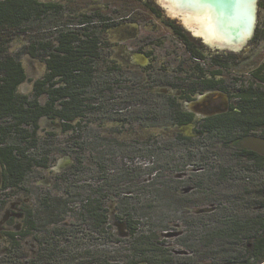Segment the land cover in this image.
<instances>
[{"label":"rangeland","instance_id":"1","mask_svg":"<svg viewBox=\"0 0 264 264\" xmlns=\"http://www.w3.org/2000/svg\"><path fill=\"white\" fill-rule=\"evenodd\" d=\"M143 1L160 11L158 0ZM162 14L187 33L175 17H168L164 11ZM147 22L149 24L124 23L104 35L103 39L110 46L102 51L105 65L97 73L96 92L91 94L99 110L88 113L79 132L63 133L58 122L41 120L38 149L30 150L29 155L39 158L48 148L51 166L47 169L35 166L23 189L15 193L0 190V264H128L131 260L147 264L144 257L147 260L160 255L140 252L136 255V250L140 249L122 221L128 218L124 212L130 216L132 211L133 221L140 222L139 229L150 234L154 244L151 248H162L170 253L163 255L166 259L177 264H223V257L217 252L218 243L215 247H207L213 258L204 261L194 253L204 248L195 240L201 234L202 225L208 224L211 228L215 224L214 219L223 210V204L231 208L227 187L235 186V178V183L240 184L247 177L240 167V163L246 164V161L234 158L219 144L214 146L210 139L203 146H198L199 142L189 146L170 143L179 131L166 128L169 119L164 114L158 121L147 123L146 114H143L149 108L147 105L163 107L161 97L168 93L163 87L167 75L162 67L167 61L174 64L181 50L176 38L159 20ZM65 24H73V20L66 17L61 21V25ZM51 25L47 21L41 29L34 26L32 34L39 31L47 37L53 31ZM188 36L193 37L191 33ZM195 41L207 54L218 52L200 39ZM250 42L239 52H219L244 58L236 69L240 76H247L256 62L264 59V45H261L251 59L245 60L253 51ZM28 46L26 39H17L10 53L20 57L31 80L20 87L19 93L32 96L34 81L45 75L46 66L27 53ZM149 52L153 62L146 56ZM112 65L119 69L108 68ZM150 66L152 72L148 69ZM45 102L44 97L41 103ZM225 102L224 96L208 93L194 102L191 112L197 110V115L208 116ZM185 107L188 108L186 104ZM122 120L129 123L120 122ZM185 129L183 134L192 136V127ZM147 142L152 152L143 146ZM203 147L207 149H201ZM180 162L189 166L183 167ZM226 166L234 169V182L218 187L212 185L216 183V175ZM251 176L255 178V174ZM1 181L0 168V189ZM88 197L100 200L108 210V223L100 232L94 229L83 211L82 202ZM46 199L54 202L48 212L67 206V203H71L73 207L70 208L74 210L55 219L41 211ZM29 210L35 211L41 220L47 218L48 223L39 220L30 236L17 241L19 245L16 246L20 248L16 249L10 235L25 231Z\"/></svg>","mask_w":264,"mask_h":264},{"label":"trees","instance_id":"2","mask_svg":"<svg viewBox=\"0 0 264 264\" xmlns=\"http://www.w3.org/2000/svg\"><path fill=\"white\" fill-rule=\"evenodd\" d=\"M66 17L73 20V24L61 25ZM155 19L173 34L181 50L174 64L167 61L162 67L167 75L163 87L168 93L161 97V108L159 104L152 108L153 104L147 103L149 108L143 113L147 123L158 121L164 114L169 119L167 129L175 128L178 132L195 124L194 136L179 132L170 139V143L189 146L199 142L201 145L198 146H203L210 139L211 143L214 141V146L219 144L234 158L246 161V164L239 162L247 173L240 184L235 183L237 179L233 177V168L226 166L220 170L219 176L216 175V183L212 185L217 187L233 183L232 178H235V186L230 184L227 187L231 208L223 204V210L214 219L215 224L211 228L208 224L201 226V234L195 241L204 248L194 253L208 261L213 257L207 247H215L218 243L217 252L223 257V264H264V156L231 145L248 136L264 137V59H259L247 76H240L236 69L242 65L243 57L233 53L207 54L195 38L188 36V32L175 22L166 20L161 8L159 11L143 0H0V190L2 193H15L23 189L28 174L35 166L42 169L51 166V150L48 148L45 154L41 152L39 158L29 155L30 150L38 149L37 134L41 120L58 122L63 133H74L83 128L89 112L99 110L93 104L95 98L92 99L91 94L96 92L97 73L105 65L102 51L110 46L103 39L104 35L124 23L149 24L147 20L151 23ZM47 21L53 26L49 36L45 37L39 31L32 34L34 26L41 29ZM20 38L29 41L27 53L46 66L45 75L34 81L32 96L19 93L20 87L31 80L20 57L10 53L11 45ZM250 45L253 51L245 60L251 59L256 49L264 45V0L258 2V24ZM146 56L153 62L151 52ZM108 68L116 71L119 66ZM148 69L153 71L151 66ZM148 69L144 68L145 71ZM216 91L228 95V112L198 121L193 113L185 110L184 103ZM44 97L46 102L42 104ZM120 122L129 123L125 120ZM144 127L148 129V126ZM143 146L151 151L147 148L148 142ZM81 162L80 157V165ZM191 163L193 165V160ZM180 164L189 166L188 163ZM251 173L258 178L255 179ZM49 199L43 202L41 211H46L50 217L61 219L60 214L74 210L70 208L72 204L67 203V206L48 212L54 204ZM82 203L94 229L102 231L108 223V210L96 198L88 197ZM63 207L65 210H62ZM124 214L132 217L122 221L140 249L136 250V255L138 252L147 255L148 248L154 246L150 234H144L139 229L140 222L133 221V211L130 216L127 212ZM39 220L35 211L27 212L25 231L10 235L14 248L19 249L17 241L37 229ZM47 220L44 218L41 221L47 224ZM143 261L149 262L145 257ZM139 263L131 260L128 264Z\"/></svg>","mask_w":264,"mask_h":264},{"label":"water","instance_id":"3","mask_svg":"<svg viewBox=\"0 0 264 264\" xmlns=\"http://www.w3.org/2000/svg\"><path fill=\"white\" fill-rule=\"evenodd\" d=\"M57 1V0H40ZM160 8L168 17L173 16L193 38L200 39L204 45L215 48L218 52H239L252 39L258 19L259 0H203L204 5L213 9L219 17L220 26L226 30L229 38L224 41L211 40L200 32L199 24L193 20L198 9L196 3L189 0H158ZM193 20V28L186 24ZM198 34V35H197ZM234 147L253 151L264 156V137L248 136L236 140Z\"/></svg>","mask_w":264,"mask_h":264},{"label":"bare ground","instance_id":"4","mask_svg":"<svg viewBox=\"0 0 264 264\" xmlns=\"http://www.w3.org/2000/svg\"><path fill=\"white\" fill-rule=\"evenodd\" d=\"M193 3H196L198 12L192 18L200 26V32L205 37L208 38V41L211 40H221L224 41L229 36L226 33V30L222 29L220 26V20L218 14L211 8H208L204 5L203 0H189ZM193 20H187L186 24L193 28ZM198 35V34H197Z\"/></svg>","mask_w":264,"mask_h":264},{"label":"flooded vegetation","instance_id":"5","mask_svg":"<svg viewBox=\"0 0 264 264\" xmlns=\"http://www.w3.org/2000/svg\"><path fill=\"white\" fill-rule=\"evenodd\" d=\"M162 10V9H161ZM163 11V10H162ZM196 39V38H195ZM209 93H216V94H219V95H222V96H224L225 98H226V102L225 103H223V104H221V107H216V112L215 113H212V114H208V116H203V117H201V116H199V115H197V113L196 112H198L197 110H194V112H191L192 111V109H194L195 108V106H194V102H196V100H198V99H200V98H202V97H204L206 94H208V93H206V94H203V95H200V96H198V97H196V99L194 100V101H192V102H190V103H184V104H186L187 106H188V108H186L185 107V110L187 111V112H190V113H193L195 116H196V118H197V120L198 121H200V120H203V119H205V118H208V117H212V116H216V115H221V114H224V113H226V112H228V110H229V107H230V102H229V97H228V95L227 94H225V93H223V92H220V91H216V92H209ZM198 98V99H197ZM209 106H211V105H209ZM214 111V110H213ZM203 113V112H202ZM194 125L195 124H191L190 126H187V127H192V130L194 129ZM187 127H183V128H181L180 130H179V132H183V130H186L185 128H187ZM194 131V130H193ZM192 136H194V132H193V134H192ZM235 142V141H234ZM233 142V143H234ZM232 143V144H233ZM231 144V145H232ZM233 146V145H232ZM234 147V146H233ZM236 148V147H235ZM242 150H244V149H242ZM246 151H249V150H246ZM249 152H253V151H249ZM254 153H256V152H254ZM257 154H259V153H257ZM260 155V154H259ZM262 156V155H261ZM147 253H150V254H158V255H160V257L158 258V257H155V258H148V260H149V262L147 261V264H170V262H172V264H177V262H175V263H173V260L171 261V259H166L165 257H163V255H169L170 253L168 252V251H166L165 249H162V248H160V249H153V248H148V250H147ZM153 259H155V261L153 260ZM155 262H157V263H155ZM186 264H188V263H186Z\"/></svg>","mask_w":264,"mask_h":264}]
</instances>
